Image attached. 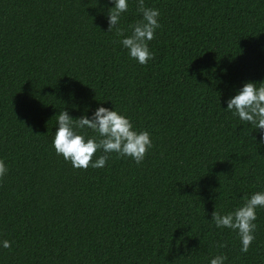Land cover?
I'll return each instance as SVG.
<instances>
[{
    "label": "trees",
    "instance_id": "trees-1",
    "mask_svg": "<svg viewBox=\"0 0 264 264\" xmlns=\"http://www.w3.org/2000/svg\"><path fill=\"white\" fill-rule=\"evenodd\" d=\"M144 4L160 27L142 65L107 32L109 0H0V264H264V208L247 252L210 220L264 190L258 132L224 110L264 80V0ZM97 106L149 132L139 164L111 153L80 169L55 153L56 114Z\"/></svg>",
    "mask_w": 264,
    "mask_h": 264
},
{
    "label": "clouds",
    "instance_id": "clouds-1",
    "mask_svg": "<svg viewBox=\"0 0 264 264\" xmlns=\"http://www.w3.org/2000/svg\"><path fill=\"white\" fill-rule=\"evenodd\" d=\"M109 3L111 7L107 10V32L115 30L128 56L139 64H146L154 56L148 42L160 27L159 10L146 7L144 0H136L139 19L124 29L120 27V21L122 14L128 10L129 0H109ZM126 31L129 34L125 35ZM225 103L224 110L252 125V131L258 132L259 143L264 145V80L259 83L243 82ZM83 129L91 130L93 135L79 131ZM51 144L55 153L73 168L87 169L89 166L104 167L111 153L118 157H130L139 164L152 147V140L148 131L134 128L130 119L115 108L97 106L95 109L86 108L78 118H73L64 109L60 110L56 114ZM97 151L103 154L93 159ZM7 171V164L0 159V177H4ZM257 208H264V190L252 192L231 211L223 214L213 211L210 220L217 228L233 230L239 237L240 251L247 252L255 239ZM0 247H10V241L0 240ZM225 260L223 254H218L210 258L208 264H225Z\"/></svg>",
    "mask_w": 264,
    "mask_h": 264
}]
</instances>
